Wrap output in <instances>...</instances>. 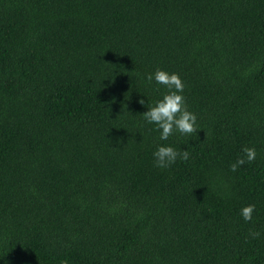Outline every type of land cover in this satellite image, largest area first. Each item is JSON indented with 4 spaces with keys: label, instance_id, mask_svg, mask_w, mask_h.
Masks as SVG:
<instances>
[{
    "label": "trees",
    "instance_id": "1",
    "mask_svg": "<svg viewBox=\"0 0 264 264\" xmlns=\"http://www.w3.org/2000/svg\"><path fill=\"white\" fill-rule=\"evenodd\" d=\"M157 68L195 132L143 119ZM0 264H264V0H0Z\"/></svg>",
    "mask_w": 264,
    "mask_h": 264
},
{
    "label": "clouds",
    "instance_id": "2",
    "mask_svg": "<svg viewBox=\"0 0 264 264\" xmlns=\"http://www.w3.org/2000/svg\"><path fill=\"white\" fill-rule=\"evenodd\" d=\"M147 81H155L158 85H163L166 89L154 102L148 103L146 110L141 112L143 119L151 123L159 130V139L166 141L175 131L180 134H191L196 129V114L188 109L183 96L184 83L178 73L169 72L163 68H157L154 72L146 73L144 77ZM140 104H145L143 98L139 99ZM243 155L238 156L234 162L229 164V168L235 171L239 165L245 161L251 162L256 157L254 146H243L241 149ZM153 163L157 167L165 168L178 158L187 160L189 152L187 149L177 150L171 144H157L152 152ZM255 205L248 203L240 208V215L244 220H251ZM252 236L259 235L258 232H252Z\"/></svg>",
    "mask_w": 264,
    "mask_h": 264
}]
</instances>
